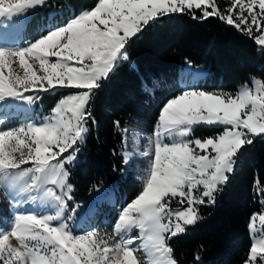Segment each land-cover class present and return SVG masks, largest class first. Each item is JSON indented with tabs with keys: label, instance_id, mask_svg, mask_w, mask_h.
Returning <instances> with one entry per match:
<instances>
[{
	"label": "snow or ice",
	"instance_id": "obj_1",
	"mask_svg": "<svg viewBox=\"0 0 264 264\" xmlns=\"http://www.w3.org/2000/svg\"><path fill=\"white\" fill-rule=\"evenodd\" d=\"M49 3L0 0V28L35 22L34 38L23 45L6 43L0 32V106L12 100L31 107L44 94L60 97L42 121L9 127L0 119V191L16 209L11 220L0 221V264H179L172 240L203 221L198 206H214L244 153L264 142V80L251 76V86L235 93L185 88L163 103L143 151H130V126L113 121L123 163L139 155L148 167L111 234L81 227L71 169L98 123L95 100L129 60L135 39L174 15L215 18L264 55V0H226L223 7L218 0H97L63 23L36 20ZM200 128L214 134L196 136ZM131 132L138 145L140 134ZM257 216L264 225V213H253L244 264H264V235L257 238L253 227ZM194 259L199 264V253Z\"/></svg>",
	"mask_w": 264,
	"mask_h": 264
},
{
	"label": "trees",
	"instance_id": "obj_2",
	"mask_svg": "<svg viewBox=\"0 0 264 264\" xmlns=\"http://www.w3.org/2000/svg\"><path fill=\"white\" fill-rule=\"evenodd\" d=\"M97 0H57L58 12L47 16L39 11L36 20L63 23L81 9L92 8ZM35 22L25 27L32 40ZM254 41L215 18L200 22L187 15H174L147 29L128 46L129 60L122 62L99 92L94 107L98 122L91 125L71 169L72 196L79 205L96 199L95 210L114 223L118 211L142 188V168L136 160L123 163L121 134L113 121L143 136H151L163 103L180 94L178 85L186 65L203 68L205 76L197 88L235 93L250 77L264 80V55ZM60 97L44 94L41 101L50 111ZM214 133L200 128L195 135ZM257 181L259 184L257 185ZM264 142L257 141L240 160L235 174L217 194L214 206H198L204 217L186 235L172 240L179 264H244L252 245L249 223L261 211L264 195ZM110 196L114 204L106 199ZM112 199V198H111ZM11 219L9 204L0 201V221Z\"/></svg>",
	"mask_w": 264,
	"mask_h": 264
},
{
	"label": "rangeland",
	"instance_id": "obj_3",
	"mask_svg": "<svg viewBox=\"0 0 264 264\" xmlns=\"http://www.w3.org/2000/svg\"><path fill=\"white\" fill-rule=\"evenodd\" d=\"M56 1L57 0H50L49 6L42 9L41 11L44 10L47 13V16L51 17V15L58 12L57 8L54 6ZM218 3L221 5V7H223L224 4L226 3V0H218ZM0 19H2V18H0ZM22 29L23 28H20L17 25H13L11 27L0 28V32H3V39L6 43H9V44L19 43L22 45V42H21V36L23 34ZM17 70L20 71L19 69H17ZM199 71L203 72V74L205 75V70L203 68L191 67L189 65L185 66V68L182 71L181 76H180V77L183 76L182 77L183 78V85H185L184 88H196L195 86H191L190 83L193 81V78H194L193 76L198 75ZM251 83H252V81L250 80V83H247V84L249 86H251ZM64 91L67 93V92L75 91V90H64ZM49 113H50V111H46L45 104L42 102H39L38 104L29 107L27 104L9 100L6 104H3V106H0V119H5L6 123L9 127L19 126L20 124H25V123H28L30 121H42L43 118L45 116H47ZM140 137L141 138H140L139 143L137 145L133 141L132 133L129 135V141L127 144V148L130 151H133V152L143 151L146 147H148V141L151 138V136L150 137L149 136H143L140 134ZM131 160H136V163H135L136 166L142 168L141 175H140V180H141V178L145 174V169L148 167L147 158H142L139 155H134ZM24 167H26V166H24ZM3 199L9 204L10 214L12 217L13 213L16 211V209H14L11 206V204L9 202V197L5 193L0 191V201ZM99 200L100 199H96V200L92 201L87 206L81 205V211H82V214L80 216L81 227H88L89 224H93V220H97L100 222V227H98V228H100L101 230H106L109 234H111L112 225L114 223H111L107 219V216L100 218V214H98V212L95 211V204ZM106 200L109 203H113V201L110 197L107 198ZM70 203H72V202H70ZM178 206L179 205L173 204V207H178ZM24 207H29V206L25 205ZM259 213H264V203H262V202H261V211ZM87 215H89L91 218L90 219L86 218ZM85 218L87 219V221H84ZM253 227L255 229V235L257 238L264 235V225L261 224L258 216L255 219V221L253 222ZM249 234H250V230H249ZM250 238H251V242L253 243V239L251 236H250ZM13 243H15V241H13Z\"/></svg>",
	"mask_w": 264,
	"mask_h": 264
},
{
	"label": "crops",
	"instance_id": "obj_4",
	"mask_svg": "<svg viewBox=\"0 0 264 264\" xmlns=\"http://www.w3.org/2000/svg\"><path fill=\"white\" fill-rule=\"evenodd\" d=\"M199 74L194 76L193 81L191 82V86H195V84L198 82L199 79L203 77V72H198Z\"/></svg>",
	"mask_w": 264,
	"mask_h": 264
},
{
	"label": "bare ground",
	"instance_id": "obj_5",
	"mask_svg": "<svg viewBox=\"0 0 264 264\" xmlns=\"http://www.w3.org/2000/svg\"><path fill=\"white\" fill-rule=\"evenodd\" d=\"M111 198H112V196H111ZM113 199V198H112Z\"/></svg>",
	"mask_w": 264,
	"mask_h": 264
}]
</instances>
